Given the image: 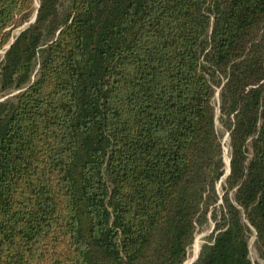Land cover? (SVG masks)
Instances as JSON below:
<instances>
[{"label": "trees", "instance_id": "obj_1", "mask_svg": "<svg viewBox=\"0 0 264 264\" xmlns=\"http://www.w3.org/2000/svg\"><path fill=\"white\" fill-rule=\"evenodd\" d=\"M27 23L0 61V264H184L209 220L193 264L264 261V0H0V51Z\"/></svg>", "mask_w": 264, "mask_h": 264}, {"label": "rangeland", "instance_id": "obj_2", "mask_svg": "<svg viewBox=\"0 0 264 264\" xmlns=\"http://www.w3.org/2000/svg\"><path fill=\"white\" fill-rule=\"evenodd\" d=\"M35 18H36V12L31 17L30 23H32L33 20H35ZM30 23L24 24L20 28L14 30L12 42H14V40L18 37V35L21 33V31L25 30L29 26ZM8 46L5 48V50L0 51V61L2 60L5 51L9 48ZM4 99L5 98H3L2 95L0 94V102L3 101ZM218 102H219V96L217 93V95H216V104L217 105H216V118L215 119H216V129L222 135L221 144H222V148L224 151V158H225V162H226V174L224 176V178H225L230 173L229 133H227V131L222 126V124L219 122V119H218L219 118ZM218 188H219V192H221L220 185L218 186ZM213 229H214V224H213L212 220H209V224H207L205 227L197 229L194 243L188 251V256H187V259H186L184 264H193L197 260L202 246L207 243L208 237H210V235L212 234ZM253 243H254V239H252L251 244H250L251 245L250 255H251L252 260L257 264H264V261L258 258L257 253L255 251V248L253 246Z\"/></svg>", "mask_w": 264, "mask_h": 264}, {"label": "water", "instance_id": "obj_3", "mask_svg": "<svg viewBox=\"0 0 264 264\" xmlns=\"http://www.w3.org/2000/svg\"><path fill=\"white\" fill-rule=\"evenodd\" d=\"M36 14H37V12H36ZM33 22H34V20H33ZM33 22H32V23H33ZM12 43H13V42H12ZM12 43H11V44H12ZM11 44H10L8 47H10V46H11Z\"/></svg>", "mask_w": 264, "mask_h": 264}, {"label": "bare ground", "instance_id": "obj_4", "mask_svg": "<svg viewBox=\"0 0 264 264\" xmlns=\"http://www.w3.org/2000/svg\"><path fill=\"white\" fill-rule=\"evenodd\" d=\"M198 249V248H197Z\"/></svg>", "mask_w": 264, "mask_h": 264}]
</instances>
